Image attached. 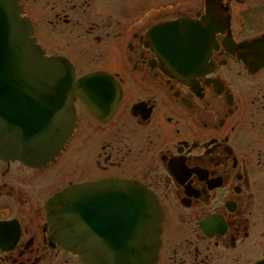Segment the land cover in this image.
<instances>
[{"label":"flooded vegetation","instance_id":"obj_1","mask_svg":"<svg viewBox=\"0 0 264 264\" xmlns=\"http://www.w3.org/2000/svg\"><path fill=\"white\" fill-rule=\"evenodd\" d=\"M17 1L46 55L117 96L99 116L76 97L48 163L0 158V264H82L47 200L114 179L157 203L151 264H264V0Z\"/></svg>","mask_w":264,"mask_h":264},{"label":"water","instance_id":"obj_2","mask_svg":"<svg viewBox=\"0 0 264 264\" xmlns=\"http://www.w3.org/2000/svg\"><path fill=\"white\" fill-rule=\"evenodd\" d=\"M32 34L16 0H0V158L37 166L54 158L70 135L74 97L97 114L86 98L101 99L99 87L109 82L101 72L75 79L67 60L45 56ZM171 44L165 41L169 53L180 49L179 42ZM86 191H95L96 200ZM46 212L52 236L82 264L153 260L158 211L153 195L137 183L105 180L62 190L47 201Z\"/></svg>","mask_w":264,"mask_h":264}]
</instances>
